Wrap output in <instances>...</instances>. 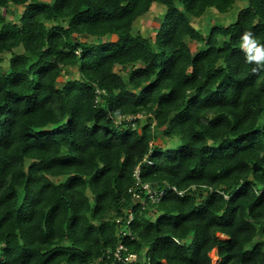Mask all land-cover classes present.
Listing matches in <instances>:
<instances>
[{"label": "trees", "instance_id": "obj_1", "mask_svg": "<svg viewBox=\"0 0 264 264\" xmlns=\"http://www.w3.org/2000/svg\"><path fill=\"white\" fill-rule=\"evenodd\" d=\"M234 2L0 0V264H264V0L191 24Z\"/></svg>", "mask_w": 264, "mask_h": 264}, {"label": "rangeland", "instance_id": "obj_2", "mask_svg": "<svg viewBox=\"0 0 264 264\" xmlns=\"http://www.w3.org/2000/svg\"><path fill=\"white\" fill-rule=\"evenodd\" d=\"M245 5H246V0H235L233 6L229 9L227 13H219L213 8H209L202 16L198 18H192L191 24L201 34H205L208 30V27L211 24H226V23H230L234 21L236 19L238 10ZM22 9L23 7L19 8L17 6L11 5L8 8V10H5L4 8H2L1 11L3 14H5V16L8 19L16 20L19 17V14L21 13ZM163 12H164V9L162 6L153 4L148 12L139 16L134 21L133 31L135 33L142 35L143 37H147L153 40L156 34V31H157V27L159 23L158 20L161 18ZM186 40L189 43L190 49L192 51L202 46L201 43L190 40L189 38H186ZM137 64H134V65H137ZM130 68H131L130 65L126 66V68H123V69H121L119 65H115L114 70L121 73L124 79L126 80L127 75H128L127 72L130 70ZM76 74H77V66L66 67L64 68L61 80L66 81L70 79L71 77H74ZM170 141L171 140L168 141L167 139L161 137L160 143L166 144V142H170ZM210 254L213 259V262H215L216 259H215L213 251Z\"/></svg>", "mask_w": 264, "mask_h": 264}, {"label": "built area", "instance_id": "obj_3", "mask_svg": "<svg viewBox=\"0 0 264 264\" xmlns=\"http://www.w3.org/2000/svg\"><path fill=\"white\" fill-rule=\"evenodd\" d=\"M111 255L115 261L124 262L125 264H133L137 260V255L133 252L127 251V249L122 244L117 245L113 250H107L104 257L101 258L109 259Z\"/></svg>", "mask_w": 264, "mask_h": 264}, {"label": "bare ground", "instance_id": "obj_4", "mask_svg": "<svg viewBox=\"0 0 264 264\" xmlns=\"http://www.w3.org/2000/svg\"><path fill=\"white\" fill-rule=\"evenodd\" d=\"M131 219V218H130Z\"/></svg>", "mask_w": 264, "mask_h": 264}, {"label": "clouds", "instance_id": "obj_5", "mask_svg": "<svg viewBox=\"0 0 264 264\" xmlns=\"http://www.w3.org/2000/svg\"><path fill=\"white\" fill-rule=\"evenodd\" d=\"M129 222V221H128Z\"/></svg>", "mask_w": 264, "mask_h": 264}]
</instances>
